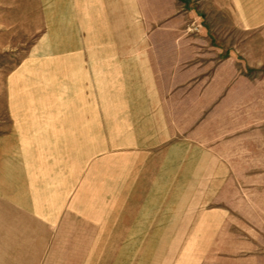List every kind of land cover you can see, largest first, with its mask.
Returning <instances> with one entry per match:
<instances>
[{
	"label": "crops",
	"instance_id": "crops-1",
	"mask_svg": "<svg viewBox=\"0 0 264 264\" xmlns=\"http://www.w3.org/2000/svg\"><path fill=\"white\" fill-rule=\"evenodd\" d=\"M228 1L241 28L264 24V0ZM181 4L51 0L49 27L7 78L0 264H264L262 232L198 227L245 215L252 187L233 139L204 127L232 98L219 68L236 54L191 63L170 31ZM187 83L190 99L173 100ZM181 102L198 104V138L173 123ZM182 227L196 228L190 251Z\"/></svg>",
	"mask_w": 264,
	"mask_h": 264
},
{
	"label": "rangeland",
	"instance_id": "rangeland-1",
	"mask_svg": "<svg viewBox=\"0 0 264 264\" xmlns=\"http://www.w3.org/2000/svg\"><path fill=\"white\" fill-rule=\"evenodd\" d=\"M186 9L181 4V19H176L170 31L177 35L179 47L187 48L188 58L211 61L217 58L209 50L214 47L236 54L233 68L223 67L219 61V75L234 78L230 85L229 102L219 104L217 116L206 128L214 127L219 135L232 140L235 159L244 160L245 170L250 172L252 198L249 207L236 206V213L245 215L198 217V227H211L212 219L225 227L221 239L226 240V227H252L249 235L257 236L255 230L264 235V24L241 28L239 17L234 14L228 0H186ZM51 0H0V131L8 125L6 109L7 78L22 58L32 48L35 40L49 27ZM168 29L162 30L166 31ZM188 62V64H191ZM194 88L189 83L183 88H172L170 97L182 101L190 99ZM198 91V88H197ZM186 106V108H185ZM180 107V109H179ZM173 113L186 118L173 123L188 137L198 136V104L172 103ZM229 109V111H228ZM181 110V113H180ZM205 118V117H204ZM198 138V137H197ZM258 187L259 193L253 188ZM257 196V198H254ZM200 219L202 222H200ZM191 217L187 218V222ZM188 232L187 250L193 245L195 227H182ZM184 229V230H185ZM156 239H162L168 227H155ZM198 230H204L198 228ZM178 227L174 233H177ZM173 233V232H172ZM189 235H191L189 237ZM173 238V237H172ZM190 238L192 240H190ZM159 243V242H157Z\"/></svg>",
	"mask_w": 264,
	"mask_h": 264
}]
</instances>
